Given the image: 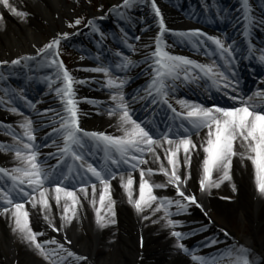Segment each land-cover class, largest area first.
Returning <instances> with one entry per match:
<instances>
[{
  "label": "snow or ice",
  "instance_id": "obj_1",
  "mask_svg": "<svg viewBox=\"0 0 264 264\" xmlns=\"http://www.w3.org/2000/svg\"><path fill=\"white\" fill-rule=\"evenodd\" d=\"M0 5L21 21L28 15L10 0H0ZM140 5L150 8L158 27V33L153 38L154 50L143 54L142 63L146 65L149 70L147 74L150 76L146 86L130 99H126L124 86L127 76L117 73H126L140 62L133 61L130 56L119 51L115 52L118 61L112 64L102 63L89 69L108 77L105 86L109 89L111 103L106 114L117 118L116 127L122 135L88 132L81 127L80 101L77 99L75 86L89 82L76 79L60 58L61 41L67 40L69 33H57L41 47L33 44L35 54L21 55L11 61H0V109L23 117L18 125L0 122V132L12 140L11 143L0 142V151L13 154L12 163L15 165L0 166V216L9 221L12 234L35 255L41 257L45 264H93L89 256L78 254L68 247L72 241L67 237V228L73 221L77 224L80 222L79 213L83 209L81 196L95 209V225L98 230L114 225L116 220L110 181L119 176L120 187L126 193L128 203L141 219L151 220L154 224L171 229L170 235L176 238V249L189 254L197 264H258L254 251L237 243H225L223 249H216L214 256L191 255L195 249H189L181 241L194 235L197 230H176L182 222L172 217L186 213L192 206L207 216L197 195L187 191V183L191 178L192 154L198 147L203 152L198 181L201 194L211 195L212 189L219 188L224 181H228L229 187L235 192L230 168L233 157L237 156L241 163L244 160L250 161L254 171L255 189L259 197L264 199V89L243 93L237 71L239 60L245 51L247 60L255 59L264 65V49H258L253 43L254 28L264 27V15L257 17L250 0H242V35L247 45L244 50L235 40L229 42L226 34L212 36L200 29L171 30L157 0H122L121 4L113 6L110 13L118 20L132 24L134 21L131 13ZM204 5L210 8V0H204ZM215 15L224 18L222 11H217ZM98 19L103 20L105 16L101 15ZM139 21L143 23V18H139ZM82 23L94 33H99L98 43L107 39L95 19L79 17L71 22L65 21L69 28H77ZM76 34L78 33L72 35ZM169 34L190 45L196 54L211 58V63H201L189 57L172 54L169 49L175 47V43L168 42L166 37ZM127 36V31L122 29L124 44L130 52L135 53L137 46L129 43ZM134 39L139 41L140 37L136 36ZM139 47L149 49L152 45L143 44ZM18 67L28 69L29 82L39 79L46 83L49 92L60 101L62 109L46 108L41 112L37 109L39 101L33 102L27 96L26 88L11 86L9 81ZM41 72L45 74L33 75ZM204 81L209 82V88L214 86L216 91L232 100V106H205L178 98L173 102L172 97L181 85L199 86ZM139 102H144L146 106L151 105L152 112L160 111L161 115L167 113L169 123L161 126L155 122L134 118L131 104ZM21 103L48 120L47 124L43 120L39 123L41 127L52 128L48 134L51 144L37 142V121L21 110ZM49 113L52 115L49 116ZM202 130L206 131L201 143L197 145L192 136L200 137ZM234 144L239 148L234 147ZM52 146L56 147V152L41 153L42 147ZM94 155H99L102 163L90 162V157ZM49 159H55L56 163L48 164ZM149 161L157 167L148 166ZM133 172L139 175L138 196L135 195L137 189H134ZM214 173L218 174L216 178H213ZM153 175L163 176V182L151 181ZM169 186L174 188L175 198L154 192V189H167ZM50 201L60 210L58 226L53 222ZM26 203L32 208L38 206L48 228L54 233H63V242L55 237L38 239L45 233L33 231L29 211L25 209ZM147 210H151L150 215H144ZM206 228V224L201 225L199 230L204 231ZM223 235L229 237L227 231ZM220 243L218 239L206 238L202 246L211 247ZM143 246L141 237V248ZM259 264H264V257L260 258Z\"/></svg>",
  "mask_w": 264,
  "mask_h": 264
},
{
  "label": "bare ground",
  "instance_id": "obj_2",
  "mask_svg": "<svg viewBox=\"0 0 264 264\" xmlns=\"http://www.w3.org/2000/svg\"><path fill=\"white\" fill-rule=\"evenodd\" d=\"M235 1L242 5V0ZM10 2L14 3L19 10H23L31 16L40 17L44 21H47V27L50 28L49 30H51L54 36L57 32L51 28L52 18H56L58 23L61 24V16L65 14L67 8H69V5L64 4V0H10ZM197 2L198 0H192L191 5H195ZM157 3L161 7L163 14H165V5H170V2L167 0H165V2L157 0ZM186 4H188V2H186L185 5ZM24 8L26 9L24 10ZM185 8L186 6H183L182 9ZM135 10H138L140 11V14L145 15L143 23H140L139 21L136 29L141 31L142 35L151 33V31L157 27V24L153 17L149 18L151 12L150 8L143 6V9L139 10L138 6ZM261 15H264V13L261 12L258 14V16ZM11 16L12 15L0 5V60H7L15 55L29 53L31 50L34 52L35 49H33L32 45L35 44L37 47H40L43 42V39L41 38V31H43V29L36 23V21L30 19V16L26 17L24 21L19 20V18L15 16L14 18ZM182 16L183 18L176 21L179 23L178 27L174 26L176 29L170 27L171 30L189 31L200 29L208 35L212 34V29H203L202 27L203 25L213 27L211 24L209 25L205 19L193 15L191 12L184 13ZM6 18L9 22L6 21ZM220 19L229 22L230 18L228 21L226 20V17ZM173 21L174 20H172V22ZM181 21L185 22L181 23ZM166 22H168L167 18ZM172 22L170 24H172ZM132 30H134V28H132ZM240 35L241 34L238 33L236 34L235 30L229 37L232 39L236 36L239 43H242L244 36ZM78 36L80 35H74V37L70 39V42L72 41L76 43L79 38ZM168 36H170V34ZM101 45L102 49H105V45ZM126 47L127 46L124 45V48ZM186 47L192 49L190 45H186ZM256 47L259 49L258 46ZM240 48L246 50L247 45L244 44ZM172 49L173 48L169 49L171 53ZM252 61H255V59ZM23 74L25 73L20 69L16 70L15 76H12L11 80L26 84L25 79H23L25 77H23ZM87 74V70L82 67L78 69L75 76L78 80H86L89 82L85 85L77 84L75 86L77 99L80 101V123H84V130L88 132H106L109 135L115 136L122 135L116 127L117 118L109 117L106 114L111 103L110 94L100 91L98 87V83H106L108 77L103 73H99V79L95 80V83H93L92 80L88 79ZM128 82L129 79L127 78V83ZM260 84L261 83H258V85ZM80 87H86L90 90V92L87 93L85 100L79 99L81 98L79 92ZM140 90L141 88L137 86L124 88V93L125 95L127 94L126 99H130L137 92H140ZM42 98L43 103L47 104L49 108H56L58 110L62 109L60 101L55 100L48 89L43 91ZM86 101H93L94 103H88ZM141 103L143 102L131 104V108L133 109L132 114L137 120L140 119L139 110L141 105L139 104ZM136 104L137 107L134 108ZM177 106L180 111H183V109L180 108V105ZM22 120L23 117L12 114L9 117L0 116V122L5 124L18 125ZM35 127L37 128V139L42 138L41 134L44 133L45 127H41L38 122ZM17 130L22 131L20 129ZM205 131L206 130L201 131L200 137L195 135L192 136L193 141L197 145L201 143V138L204 136ZM2 135V132H0V139L2 138ZM51 143L52 141L49 139L47 144ZM57 143H60V141H57ZM234 147L239 148V146L235 144ZM56 150L55 146L40 149L43 154L56 152ZM202 157L203 152L198 147L196 152L192 154L190 168L191 178L187 183V191L197 195L199 201L204 205L207 216H205L204 212L200 209L195 208L194 206L190 207L186 213H181L172 217L173 219H178L182 222L178 227V231L189 232L196 229L197 231L195 234L190 235L189 241H193L195 245L199 247L206 238L213 239V236L210 234L211 230H217L221 233L226 231L225 224L236 214L242 221H246L248 224L252 225L250 228V237L244 239L245 244L255 247L254 242L258 235L260 237L258 251L264 256V199L259 197L255 189L254 171L250 161L244 160L243 163H241L240 158L237 156H234L232 159L230 175L232 177V186L236 189L235 192H233L232 187H229V182L224 181L220 184L219 188L212 189L211 195H204L198 190ZM40 158L44 159V156H41ZM13 159V154H6L3 151H0V166L14 167L15 165L12 163ZM48 161L52 162L54 159H49ZM90 162L98 164V161L95 160L93 156L90 157ZM100 162H102L101 159ZM148 166L153 168L157 167V165L151 161H149ZM181 171H183V168H181ZM132 175L134 178V189H137L135 195L138 196L139 175L137 172H133ZM217 175L218 174L214 173L213 178H216ZM150 179L153 182L160 183L163 182L164 177L161 175H153ZM110 185V194L114 201L113 211L115 213L116 223L104 230H98L95 225V209L87 200L83 199V196H81L80 199L83 209L79 213L80 222L77 224L73 221V224L67 228V237L72 241V244L68 245V247L78 254L89 256L93 264H140V262H136V260L137 257H141V255L145 256L147 259H152L175 248L176 238L170 235V229L162 227L161 224H154L151 220L144 221L137 214L132 205L128 203L127 195L120 187L119 176L112 179ZM98 191L99 187L97 188V199ZM154 192L158 195L175 198V190L171 186L167 189H154ZM89 193H91L90 189ZM221 197H227L228 199H221ZM50 203L52 204L53 222L58 226L60 223V210L56 208L54 202L50 201ZM98 206L99 205L97 204V207ZM25 209L29 211L30 226L33 231L45 233L44 236L38 237V239L43 240L55 237L57 240L63 242V233H54L48 228L43 215L38 211V206L37 208H32L30 204L26 203ZM150 214L151 210H147L144 213V215ZM157 215L159 216L160 213H157ZM216 222L219 223L217 224V227L215 226ZM205 224L207 225L206 230H199L201 225ZM141 237L144 242L143 248H141ZM182 243L184 244L186 242ZM215 248L216 245L207 247L206 253L203 256L216 255ZM191 255L199 256L196 253ZM167 258L169 259L167 262L165 261V264H193V262H196L190 258V255L187 258H181L179 255H169ZM0 262L1 264H45L41 257L35 255L32 250L22 244L12 234L9 227V221L3 216H0Z\"/></svg>",
  "mask_w": 264,
  "mask_h": 264
},
{
  "label": "rangeland",
  "instance_id": "obj_3",
  "mask_svg": "<svg viewBox=\"0 0 264 264\" xmlns=\"http://www.w3.org/2000/svg\"><path fill=\"white\" fill-rule=\"evenodd\" d=\"M122 0H64V4L65 5H69V8H67L66 13L63 14L61 16V24L58 23V21L56 20V18H52V24H51V28L54 29L55 32L60 33V32H67L69 33V38L67 40H62L61 41V47H60V53L64 64L66 65V67L68 68V70L71 72V74L75 77L76 73L78 71L79 68L85 67L86 63L84 61H82V57L84 58V56L82 55V53L84 52L83 46H81V43H74V42H70V38H73L74 35H72L73 33H78L80 36H78V40H81V42H86V44L89 47H96V48H100L101 47V42L98 43V40L96 41V43L94 44V41L92 40V38L94 37V32L91 30V28L89 27H85V25L82 23L81 25H79L77 28H69L67 27V25L65 24V21L71 22L73 19L75 18H79V17H84L86 20L87 19H95L96 24L98 25V27H102L100 26V24H102L98 19L101 15H104L106 17H108L109 19H111V29L113 32V36H116L117 39L122 38V29L121 25L124 26L125 31L127 29H132L133 27H135V30L132 31L131 37H130V41L129 43L133 44L134 46H137V50L135 51V53L133 52H128L126 55L130 56L131 59L133 61H139L140 63L138 64V66L136 67L138 70L140 71H149L146 65H144L142 63L143 60V54L146 51H152L154 50V37L156 36V34L158 33V27L153 29V32L149 33L148 35H142L139 36L140 40L137 41L134 39V37L138 36V32L139 30H137V23L139 22V18H145V15L140 14V11H136L135 9L132 11V17H133V23L132 24H126L123 21H120L117 19V17L114 14L110 13V10L113 8V6L121 4ZM144 5H140L139 6V10L143 9ZM145 7V6H144ZM26 8H24L25 10ZM206 10V9H205ZM261 11H263V9H261ZM206 12V11H205ZM30 16V19H33L34 21H36L37 24H39V26L43 29L42 32V39L43 42L41 44V46L50 41L54 35L52 34L51 30H49L50 28L47 27L46 22L43 19H41L40 17H35V16H31L29 13L26 17ZM14 18V16H11ZM152 14L150 12L149 14V18H152ZM167 17V16H165ZM169 20H171L169 17H167ZM121 22L122 24L118 23L117 21ZM8 19L6 18V21ZM10 20V19H9ZM9 22V21H7ZM178 23L175 22V25H177ZM168 26H172V24L169 23L167 24ZM124 30V29H123ZM40 32V33H41ZM98 34V33H97ZM103 43L107 44L108 42L105 40L103 41ZM143 44H149L152 45L151 48L149 49H145L143 47H139L140 45ZM40 46V47H41ZM48 70H45V72H47ZM45 72H41V73H37L36 76L38 75H44ZM29 74V71L26 72V74ZM91 75H93V73H91ZM35 84L37 85H41L40 87V92L42 93V87L47 88L46 83L41 82L39 79H37V81H35ZM130 84H133V80ZM104 86V91L108 94H110L109 91H107L106 89H108L104 84H100ZM78 88V87H77ZM48 89V88H47ZM79 92L81 94V100H85L87 97V93L90 92L86 87H80L79 88ZM53 97L59 101L57 99V97L52 94ZM49 115H52V113H49ZM42 117V116H40ZM43 119H45V117H42ZM44 123L47 124L48 120L45 119ZM84 127V123L81 124ZM49 130H52L51 127H49ZM3 134V133H2ZM5 137V138H4ZM0 142H4V143H11V137L6 136V135H2V138L0 139ZM217 223L215 224V226L217 227ZM255 226V225H254ZM253 226V227H254ZM259 226V225H258ZM257 226V227H258ZM252 227V225L248 224L246 221H242L238 215H233L232 219L227 222L225 224V228L227 229L226 231L229 233V237H224L223 233L217 231V230H211L210 234L213 236V238L218 239L221 241L220 244L216 245L215 249H223L225 243L231 245L233 243H237L240 245H245L247 247H249L250 249H252L257 257V261L259 264L260 258L264 257L262 253H260V251H258V244L260 242L259 240V236L257 235V239H255L256 241L254 242V246L252 247L250 245H246L244 242L245 238H249L250 237V228ZM171 230V229H170ZM178 230V228L176 229ZM190 236H188L187 238L183 239L181 242H186L184 243L186 247H188L189 249H195L193 253L198 254L199 256H203L206 253L207 247H203L202 245H200L199 247L195 245V243L193 241H189ZM169 255H175V256H181V258L184 257H188L189 254H185L183 252H180L178 249H176V247L174 249H172L169 252H165L163 254H160L152 259H147L145 256H142L143 259L141 260L140 257H137L136 262H140V264H165V261L167 262V260L169 258H167ZM42 259V258H41ZM1 264V262H0ZM193 264H197V262H193Z\"/></svg>",
  "mask_w": 264,
  "mask_h": 264
}]
</instances>
